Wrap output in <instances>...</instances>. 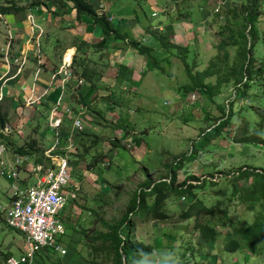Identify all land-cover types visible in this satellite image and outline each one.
Returning a JSON list of instances; mask_svg holds the SVG:
<instances>
[{"label": "rangeland", "instance_id": "rangeland-1", "mask_svg": "<svg viewBox=\"0 0 264 264\" xmlns=\"http://www.w3.org/2000/svg\"><path fill=\"white\" fill-rule=\"evenodd\" d=\"M239 1L154 0L151 3L149 0H130L129 8L133 9L132 18L140 15L145 21L159 22V29L168 40L188 44V61H194V69H202L218 53L216 43L221 37L223 10ZM261 2L264 7V0ZM258 31L264 36V14L259 17ZM235 46L228 44L226 47L230 58ZM156 47L155 56L160 58L165 52L158 44ZM173 50V53L166 54L167 59L157 61L160 67L147 69L142 64L139 71L131 74V82L123 81L125 90L120 93L117 87L121 86H109L116 92H107L103 87L97 90V96L86 112L90 118L78 116L82 128L74 131L76 145L68 157L70 181L67 185L71 183V192L60 211L65 226L61 239L65 252L42 248L29 264H108L110 253L99 235L124 212L132 190L144 180L156 181L165 177L167 164L187 151L199 131L220 117L219 106H224L229 99L231 84L223 83L219 92L212 95V100L197 90L183 93L180 87L188 82V78L177 51ZM261 50L258 42L255 53ZM72 56L78 58L77 54L72 53ZM75 66L72 61V70L76 69ZM207 79L214 81V76ZM103 80L102 83L107 85V78ZM72 90L67 93L66 101L84 104V101H78L75 89ZM117 96L121 97L119 103H114ZM263 100L259 91L251 86L245 100L241 98L232 102V110L236 113L220 135L205 144L194 159L176 171V181L190 174L198 179L209 175L214 180L205 179L201 185L192 187L203 203L225 204L234 183L230 172L241 164L263 166L264 145L230 139L234 124L243 119L253 123L256 115L249 103H261ZM1 104L8 115L6 124L10 126L6 137L13 146L35 147L40 151V144L45 147L52 142L49 130L44 131L42 138L39 136L41 127L47 126L38 103L27 107L31 113L19 127L14 122L18 114L15 109L7 100ZM33 117L38 119L32 122L29 118ZM32 180L30 176L29 181ZM237 182L247 181L241 179ZM9 192L7 180L0 177V202L7 199ZM190 197L188 194H168L164 199V210L170 214L167 219L153 218L149 214L133 215L134 240L151 247V251L135 264H264V236L254 251H248L246 247L224 250L221 237L217 238L212 249L201 245L197 241V231L192 228L193 218L178 219V213L188 204ZM146 200L150 202L151 197H146ZM228 213L234 224L244 226L252 220L254 209H248L244 202L232 198L228 203ZM217 228L220 232L226 229L223 226ZM21 237V232L8 227L0 218V264H4V251L17 255L23 250Z\"/></svg>", "mask_w": 264, "mask_h": 264}, {"label": "trees", "instance_id": "trees-1", "mask_svg": "<svg viewBox=\"0 0 264 264\" xmlns=\"http://www.w3.org/2000/svg\"><path fill=\"white\" fill-rule=\"evenodd\" d=\"M46 1H53L58 5L69 3L76 18L81 15L89 17L91 24L98 27L102 34L93 46H107L108 40L124 37L118 28L111 25L108 16L103 12H97L89 0H3L0 3V12L3 14L17 12L44 4ZM261 3V0H240L238 4H232L223 10L222 29L219 30L221 37L216 43L218 53L214 60H210L202 69H194V61H188V44L182 45L168 40L166 34L157 27L144 26V40L133 37L126 40V43L137 53L144 55L147 69L153 66L157 68L159 66L157 61L167 59L166 54L173 53L175 49L188 78V82L180 87L183 93L197 90L208 100H212V95L219 92L223 83H230L232 92L225 105L219 106L220 117L200 130L198 135L191 140L189 149L178 154L167 164L166 176L156 181L144 180L139 183L132 190L121 216L109 223L108 230L99 235L101 243L108 248V253H110L108 264H135L140 257L151 251L149 245H143L134 240L132 217L149 214L153 218L167 219L170 214L164 210V199L168 194L192 196L188 204L178 213V219L193 218L192 228L197 231V241L207 249H212L217 238L221 237L224 250L232 251L246 247L248 251H254L257 242L264 236L262 234L264 233V164L259 166L244 163L230 172V177L234 182L231 192L226 200L220 199V201L225 200V204L216 202L207 205L192 190L193 186L201 185L205 179L214 181L209 175L198 179L190 174L187 178L176 181V171L184 163L194 159L205 144L219 136L222 128L236 113L232 110V102L241 98L245 100L251 86L256 88L264 98V36L258 31L259 17L264 14V7ZM145 40L148 43H145ZM258 42L262 50L260 53H255ZM156 44L162 52H165L160 58L155 56ZM228 44L236 45L231 58L226 48ZM72 61L77 63L79 58L73 57ZM212 75L214 81L207 79ZM243 105L239 106L238 112L241 113L242 108L240 107ZM249 105L253 106L256 115L253 123L249 124L243 119L240 123L234 124L230 139L236 142L264 145V100L261 103H249ZM7 120V112L2 108L0 101V137L15 152H36L38 149L35 147L13 146L9 138L3 136L1 129ZM31 146L30 144L29 147ZM241 179L247 182L238 184L237 181ZM148 196L151 197L150 202L146 200ZM232 198L244 202L248 209H254L252 220L244 226L234 224L233 217L228 213V203ZM219 226L226 227V229L220 232L217 228ZM8 254H10L8 251L2 253L4 259Z\"/></svg>", "mask_w": 264, "mask_h": 264}, {"label": "crops", "instance_id": "crops-1", "mask_svg": "<svg viewBox=\"0 0 264 264\" xmlns=\"http://www.w3.org/2000/svg\"><path fill=\"white\" fill-rule=\"evenodd\" d=\"M2 1L0 0V3ZM89 1L97 12H103L108 16L111 25L118 28L124 34L123 39H110L108 40L107 46L103 47L93 46L102 36L100 30L91 24L89 17L81 15L79 18H76L74 10L66 2L58 5L53 1H46L44 4L38 6L25 8L17 12L4 13L6 27H0V73L8 69L7 73L12 76L1 86L4 94L1 102L7 100L18 113L14 121L17 123V127L23 121H26V117L31 113L29 109L27 113H20L19 110L22 104V98L26 94L27 88L32 81L35 61L30 47L31 45L27 41L28 34L31 31L30 22L26 17L28 12L32 13L33 22L39 25L42 30L40 33V45L43 64L35 83V91L41 92L43 88L48 86L49 73L59 64L62 53L66 50L72 51L79 58L75 66L76 69L72 71L75 76L82 77L83 79L82 85L76 88L75 92L78 93V101H84V104L81 102L66 101L67 93L73 91L70 83L65 87L62 102L69 105L73 110L78 109L77 103H81L83 105L81 116L83 115L85 119L90 118L86 112L90 109V103L96 98L97 93L95 92L97 90L103 87L107 92H113L114 90H110L109 86H121V88L117 87L118 93H120L121 90H125L124 82H131V74L137 72V70L139 71L141 65L145 64L144 55L137 53L126 43V40L129 37L144 40L143 27L150 26L159 28L161 27L159 22H154V24L145 21L143 18H140V15L132 18L133 9L129 8L130 0ZM149 1L154 3V0ZM6 30L9 31V45L7 49L5 47L7 41ZM5 50H7L6 56L4 54ZM22 53L25 54V61L21 71L15 73L16 63L13 60L19 58ZM103 78H107V85L103 84ZM135 81L136 79L133 82ZM56 86H48L47 93L41 96L37 102L45 120L47 112L53 106L55 96L58 92V86ZM120 98V96H117V100L114 103H119L118 100ZM112 100L110 99V101ZM57 114L61 115L59 124L61 131L64 133L70 131L73 115L63 114L61 111H57ZM37 119L35 117L29 118L32 122H35ZM41 128L42 131L39 132L40 138L44 136V131L49 130L48 127ZM40 146L41 149L44 148L43 144H40ZM20 174L24 175L25 172L20 171Z\"/></svg>", "mask_w": 264, "mask_h": 264}, {"label": "built area", "instance_id": "built-area-1", "mask_svg": "<svg viewBox=\"0 0 264 264\" xmlns=\"http://www.w3.org/2000/svg\"><path fill=\"white\" fill-rule=\"evenodd\" d=\"M3 15L0 12V27H6ZM26 17L31 26L27 41L31 45L35 61L32 81L22 98L20 113H27V107L37 103L41 96L47 93L48 86L57 85L58 92L53 106L49 108L46 115V125L52 134V142L47 147L34 153H19L10 149L0 137V177L7 180L10 189L7 199L0 202V218L8 227L21 232L23 245V250L17 255L8 254L4 264H29L34 254L42 248L65 252V248L61 245L65 226L60 211L65 207L71 192V183L67 185L70 181L68 157L76 145L73 138L74 131L82 128L78 116L82 114L83 105L77 103L78 109L73 110L62 102L67 84L70 83L71 88L76 89L83 83L82 77L74 76L72 71V51L66 50L62 53L59 64L49 73L48 86L41 92H36L35 83L43 64L40 45L42 30L33 22L31 12H28ZM5 32L7 49L9 31ZM4 54L6 56L7 50ZM24 61V53L13 60L16 63L15 73L21 71ZM7 71L0 73V101L4 95L1 86L12 76ZM57 111L73 115L70 131L66 133L61 131L59 125L61 115H58ZM9 130V124L5 123L1 133L6 136ZM20 171H24L25 174L21 175ZM30 176L33 178L31 182L28 181Z\"/></svg>", "mask_w": 264, "mask_h": 264}]
</instances>
